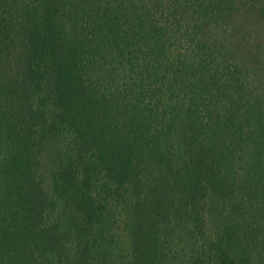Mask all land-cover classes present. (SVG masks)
<instances>
[{"label": "trees", "instance_id": "16d2710c", "mask_svg": "<svg viewBox=\"0 0 264 264\" xmlns=\"http://www.w3.org/2000/svg\"><path fill=\"white\" fill-rule=\"evenodd\" d=\"M239 13L264 29V0H0V264H111L120 200L129 264L178 227L191 264H264V44Z\"/></svg>", "mask_w": 264, "mask_h": 264}, {"label": "rangeland", "instance_id": "374dc122", "mask_svg": "<svg viewBox=\"0 0 264 264\" xmlns=\"http://www.w3.org/2000/svg\"><path fill=\"white\" fill-rule=\"evenodd\" d=\"M237 21L241 22L242 24L249 25V28L252 29V35L251 39L254 40L255 37H259L260 40H262L264 44V29L260 28L257 25V28H254L250 25L251 22H249L247 19H245V16H243L241 13L237 14ZM264 51V49H263ZM261 64V63H260ZM264 64H262L263 66ZM41 155L38 156V161H40L42 164H48L51 159V157L55 154L56 148L52 147L48 144H43L41 147ZM49 165V167H51ZM41 172V171H40ZM42 175L45 176L44 173L41 172ZM48 176L46 175L45 179L48 180ZM121 204L116 209L115 213V220H114V239L111 243V248L107 250L108 258L110 259L111 264H129L130 258L129 254L133 252V249L135 248V245L133 243V238H131V231L133 230V225L135 224V221L133 220V216L135 215L134 210L131 208L129 209L126 206V202L124 200H120ZM211 207V206H210ZM128 209V210H126ZM218 209H213V211H217ZM192 216L185 217V221L193 222ZM181 225L183 222L180 223ZM149 226V225H148ZM132 229V230H131ZM181 229L178 227V230L175 231V233L172 234L170 237L171 244L167 245V249L170 252L169 258H167V262L165 264H191L189 263V258L192 256V247L189 245H185L181 241ZM74 241H77L76 234L72 237ZM33 249V252L36 257H39L44 252L43 249L37 248L35 244L31 247Z\"/></svg>", "mask_w": 264, "mask_h": 264}]
</instances>
